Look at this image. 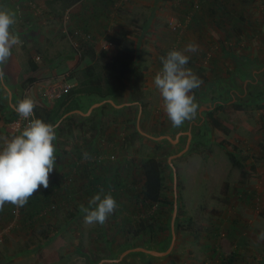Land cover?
<instances>
[{"label":"rangeland","instance_id":"374dc122","mask_svg":"<svg viewBox=\"0 0 264 264\" xmlns=\"http://www.w3.org/2000/svg\"><path fill=\"white\" fill-rule=\"evenodd\" d=\"M17 1L25 16L33 20L31 27L27 26L31 38L35 35L38 39L47 37L53 30H56V36L67 37L61 49L54 48V41L47 37L51 47H47L46 54L42 53L45 62L42 61L40 69L51 70L56 79L50 82L65 81L76 87L79 80L74 78L82 79L81 72L87 66L95 64L98 72L101 71V66L115 52V47L105 40L107 35L123 37L126 45L137 50L138 68L145 74L142 87L145 108L130 99V90L117 95L120 98L118 104H124L121 107H115L116 96L101 102L95 111H101L102 115L95 112L92 121L84 120L83 130L74 137L59 139L56 131L57 159L75 160L78 149H84L81 153L87 156L88 147L96 142L102 150L115 152L112 155L116 158L110 162L107 175L118 173L125 178L124 159L140 163L151 157L157 158L165 165L168 196L177 195L175 188L181 179L183 206L181 210L178 206L176 215L174 208L167 219L162 218L157 225L158 236L151 242L149 234L135 237L128 229L130 226L126 229L127 235H122L119 210L121 201L127 203L124 195L116 199L117 209L104 224H88L83 209L90 207L89 202L94 196L84 193L87 187L79 178L74 185L70 184L74 190L63 181L62 190L67 191L70 201L58 212H50L43 222H36L30 229H20L18 218L12 223L15 228L0 230V264H100L102 261H113L103 264H264V107L261 108L264 104V30L260 29L257 37L245 41L232 55L227 52L233 42L226 39L229 25L243 12V6L247 3L254 8L251 12L246 9L243 15L253 21L254 17L258 19L263 15L264 0H233L231 4L227 1L233 16L226 18L224 28L221 26L222 3L217 5L213 0L208 5L216 13L212 15L210 10H203L205 15L191 22L182 13L189 5L186 0H116V4L109 0H81L73 9L81 12L80 20L84 26L76 28L77 20L66 18L59 7L54 9L56 15L58 12L60 15L54 23L56 29L52 28L53 19L48 15L50 7H46L48 1L53 0ZM42 4H45L43 8ZM246 30L239 31L242 37ZM84 34L91 35V39L85 41ZM82 42L95 46L97 57L94 62L85 57L78 64L84 48ZM189 43L197 45L198 51L188 53L190 61L186 67L206 81L192 93L198 105L195 117L174 127L167 118L154 78L162 68L161 57L174 49L183 50ZM34 46L38 50L45 48L40 41H35ZM26 51L20 45L15 47L14 63L8 64L6 70L12 81L22 82V93L34 85L30 80L35 73L44 75L39 70L32 77ZM71 54L74 59H67ZM49 78L52 77L44 76L42 80ZM44 83L38 88L48 85ZM42 100L43 107L46 103ZM87 105L84 112L90 109L91 104ZM236 105L242 106L243 112H239ZM219 107L222 111H216ZM210 112L214 119L235 125L224 145H220L219 137L212 131ZM97 122L108 130L106 133L114 132L110 142L101 131L96 136L92 130ZM6 130L8 133L9 128ZM135 132L140 145L125 152L121 144L127 135ZM231 154H235L241 167L232 165ZM61 166L64 165L56 162L50 175L57 174V167ZM137 179L140 185V176ZM162 223L165 232L159 231ZM17 227L19 229L14 232L12 228L16 230ZM163 238H167L166 242L158 244ZM139 248L163 253L170 251L158 261L153 255L146 254L145 257L141 251H135ZM235 252L238 256L233 260L231 256Z\"/></svg>","mask_w":264,"mask_h":264},{"label":"trees","instance_id":"16d2710c","mask_svg":"<svg viewBox=\"0 0 264 264\" xmlns=\"http://www.w3.org/2000/svg\"><path fill=\"white\" fill-rule=\"evenodd\" d=\"M80 1L81 0H68V6L76 5ZM186 1L189 5L187 6V10H184L182 13L186 19L189 17L190 22L192 19L196 20L200 15H205L203 10H206L207 12L210 10L212 15L216 13L213 12L210 8L211 6L209 7L208 5L210 0ZM213 1L217 5L222 3L221 10L223 11V17L221 19V26L223 27V22L226 21V18L233 16V13L227 6V1L231 4L230 1L233 0H225L226 2L224 0L222 2L220 0ZM109 2L116 4V0H109ZM243 7V12H240L239 16L229 25L230 31L227 33L226 39L228 42L233 43L229 44L230 47L227 55L236 53L241 49L245 41H250L251 38H255V36L257 37L261 33L259 31L260 29L264 30V10L262 12L263 15L258 19L254 17L253 21H248L243 15L246 9L251 12L254 8L251 9V6L247 3ZM245 23H247L248 26L242 27L241 24ZM249 27H251L252 30H246ZM241 29L246 30V32L244 31V37L239 33ZM85 31L89 32L87 28H85ZM105 40L115 47V52L111 59L101 66V71L98 72L99 68L95 66V64L87 66L81 72L83 76L82 79L74 78L79 80L76 87L58 99L54 104H49L44 101L46 104L42 108L35 107L34 109L35 118L42 119L55 127L57 126L59 139L60 137H74L79 131L83 130L84 123H77L71 114L75 111L86 110L88 107L87 104L92 105L107 101L110 97H113L120 92L130 90V99L133 102L143 108L147 106L142 98V87L145 74L138 68L139 58L137 50L131 45H126V39L123 37L119 38L107 35ZM82 45L84 47L82 49L83 53L81 58H78V64L80 65V62H82L85 57L90 58L94 62L97 57L94 50L95 46L88 42H82ZM77 50L80 51L79 48H77ZM260 58L263 59L262 56H260ZM30 63L32 72L40 70L31 59ZM201 79L202 83L206 81V78ZM30 82L31 84H34L36 83V79L32 78ZM262 102L264 103V100H262ZM235 107L239 112H243L242 106L236 105ZM263 107L264 104L261 108ZM222 109V107H219L216 111H222ZM213 116V112H210L209 118H211L212 131L219 137L220 145H224L227 143L226 137L230 136L231 132L235 129V125L231 122H222L216 118L214 119ZM93 117L89 119L92 121ZM16 119L17 117H15L13 121ZM92 130L96 133V136L97 132L101 131V134H105L104 137H107L109 142L114 133H106L108 130L106 128L104 129V127L102 128L99 122L93 125ZM137 134L138 133L135 132L125 137L121 144V148L125 152L132 147H139L140 142L136 139ZM112 154H115V152L102 150L99 146L96 150L88 147L87 156L86 154L83 155L78 149L75 160L72 159L71 161L67 160L65 157L59 161L55 155V163L59 162L64 166L63 169L57 167L58 173L52 175L53 177L51 176L49 180L51 184L49 185L48 190L41 186V188L38 189L22 207L7 204V206L0 211V229L2 231L7 229L18 218H20V220L19 222L17 220V222L20 225L21 223L24 224V229H30L33 228L36 222H43L44 218L48 217V215L42 216V212L46 208L55 206V209L51 212H58L62 205L64 206L70 201L67 191L65 192L62 190L64 188L63 181L67 182L68 187L74 190L72 186L78 182L76 179H83V177L81 178L80 176L83 175L82 173L87 172L83 170L89 169L94 171L89 172L86 175L92 177L91 179L88 178L90 184H87V191L89 190L91 196H95L98 193L105 195L110 194L115 200L123 195L125 196L127 203L121 201L119 210V214H122L121 223L124 230L122 231V235H127L126 229L130 226L128 229L134 233L135 237L142 238L149 234L150 238H152L150 241L152 242L153 238L158 236L157 225L162 222V218L163 220L167 219L170 211H173L175 208L176 197L179 204H177V206H179L180 210L182 209L183 194L180 189L182 187L181 179L179 178V190L177 187L175 189V191H178L177 195L174 197L168 196L166 194L168 188L166 185L165 165L162 160L154 157L141 161L140 163L136 160L124 159L125 178L118 173L115 175H107L106 172L110 170V162H113L112 160L116 158ZM230 158L233 166L241 167L242 164L237 160L235 154H231ZM62 160L65 162L62 163ZM139 176L141 178L139 180L141 182L140 185H138L137 179ZM72 183L73 185L71 186L70 184ZM91 189L94 190V192L91 191ZM181 227L182 225L179 223L178 229ZM159 231L165 232L163 223L161 227L159 226ZM14 232H16V230H14ZM166 239L167 238L159 239L157 243L160 245L164 244ZM122 247L123 246H121L120 250ZM238 248L240 249L241 247L238 246ZM141 254H145V257L147 256L144 252ZM237 256L238 253L235 252L232 254L231 259L236 260Z\"/></svg>","mask_w":264,"mask_h":264},{"label":"clouds","instance_id":"9594fccd","mask_svg":"<svg viewBox=\"0 0 264 264\" xmlns=\"http://www.w3.org/2000/svg\"><path fill=\"white\" fill-rule=\"evenodd\" d=\"M17 22L15 12L0 7V65L7 63L13 49L22 44L15 28ZM197 51L194 43L183 50L169 51L161 57L162 68L154 78L167 118L174 127H180L197 113L198 105L192 93L201 86L202 80L186 67L190 61L188 53ZM4 91L10 99L11 90ZM12 107L28 122L18 135L0 140V207L5 204L24 206L41 186L48 188L50 174L56 168L55 126L35 118L36 102L31 97H25ZM89 203L90 207L83 209L88 224H104L118 206L112 195L102 193L96 194Z\"/></svg>","mask_w":264,"mask_h":264},{"label":"crops","instance_id":"0c3cea01","mask_svg":"<svg viewBox=\"0 0 264 264\" xmlns=\"http://www.w3.org/2000/svg\"><path fill=\"white\" fill-rule=\"evenodd\" d=\"M57 1L60 2V3H58ZM63 1L64 0H53V1H48V4H46V7H50V11L51 12L49 11L48 15H49V17H51V19H53V21L50 20V21H52L51 23L53 24L52 28L56 29V27H54V23L56 24L58 22V20L60 19L59 12L56 15V12L54 10L56 8L58 9L59 7H61V9L63 10V11H61V13H63L66 16V18L69 17V19H70L72 17V18H74V20L75 19L77 20L76 28H80L79 26L83 27L84 26L83 23H82L83 21L80 20L81 12H78V11L76 12V10L73 9L74 7H76V5L79 6L80 2L77 3L76 5L68 6V0H65L64 2ZM58 4H60V5H58ZM44 6H45V4H42V8ZM51 6H52V8H51ZM0 7L6 8L7 10H10V11H13L17 15L18 22H17V25L15 26V28H16V31L20 34V37H21V40H22V44L20 46H22L23 49L25 47V51L28 48V50L26 51L27 52L26 53V55H27L26 59H27V62H28V67L31 65L30 59L39 68L42 66L41 64H42V61L45 60V57L41 56V55H42V53L43 54L47 53V47H51V41L52 40L54 41L53 45H52L54 48L61 49L63 47V42L65 41V39H67V37L65 35L64 36L63 35L56 36L57 35L56 34V30H53L52 32L48 33L47 37H49V38L51 37V41H49L46 36L45 37L41 36L39 39L35 38L36 35L33 36L32 38L29 36V29L27 28V26L29 25L31 27V23H33V20L30 19L29 17L25 16L24 10H22L23 8H22L21 5L18 4L17 0H0ZM28 13H30V11ZM68 36H69V33H68ZM36 37H38V35ZM35 41H38V42L40 41V43H44V47H45L44 50L35 49L34 48L35 47L34 46ZM39 45L42 47V44H39ZM39 53H41L40 56H38V57L34 56L35 54H39ZM67 59H74V54L73 55L71 54V57H68ZM12 63H14V54H12L10 60L7 63H5L4 65H0V68H1L0 69V73L3 74V78L0 79V140H2L4 138L9 139L10 134L7 133L6 128H7L9 123L13 122V119H15V117H18V114L13 110L12 105L17 103L18 101L22 100L23 97H24L25 91H28L27 95H28V97H31L32 99H34V101L36 102V107L42 108V105H41L42 102L41 101H43V100H42V98L40 97V95L38 93V89H39L38 87H39L40 84L43 85L44 82H47V83H44V84H50V83H52L50 81H53V80L56 79V78H53L54 76H52V73L50 72L51 71L50 69H48L46 72H44V71H42V69H43V67H42V69H40V71H42L44 73V75L41 77V76H39V73L37 75L35 73V77H34V72H32L33 76L32 75L31 76L34 77V79H36V83H34V85H31V86L27 87L24 90V92L22 93V91H23L21 89V87H22L21 83L22 82L21 81L14 82V81H12L13 79H11L8 76V74H6V70H7L8 64H12ZM44 76H48V77H52V78H49L48 81H43L42 78H44ZM4 89H10L11 90L12 96H11L10 99L6 98V93H5ZM120 93H122V92H120ZM120 93H118V94H120ZM117 95H115L116 98H117V100L115 101V102H117L115 107H121L124 104H118V100L120 101V98ZM115 102H112V103H115ZM99 105H102V103L100 102V103L92 104L90 106V109L87 110L86 112H84V111H75V112H73L71 114V116H73V118L75 119V121L77 123H83L84 120H87V119L91 118L93 115H95V112H96L95 110H97V109H95V107L96 106L99 107ZM126 105H130V104H126ZM96 113L97 114L100 113L99 114L100 116L102 115V112L99 111V110ZM100 116H98V117H100ZM55 128H56V131H57L58 130L57 126ZM99 146L100 145H98L96 142H93V143L90 144L89 148L96 150V148H98ZM82 150H84V149H81L80 151H82ZM61 169H63V166H61ZM83 171H87V172L86 173H82L83 175H81L80 177L81 178L83 177V179H79V181H82L81 183H85L86 187H87V184L90 183L88 181V178L91 179L92 177L91 176L88 177L86 175L89 172H94V171H91L89 169H85ZM52 175H54V174H52ZM50 178H51V175L49 177V180H50ZM50 184L51 183L49 182V185ZM46 189L48 190V188H46ZM87 189L88 188H86V191H84V193L86 192V195H90L89 194V190L87 191ZM91 191L94 192V190H92V189H91ZM6 206H7V204H5L3 207H0V211L3 208H5ZM11 225L9 226L10 228L11 227L15 228V226H13V225L11 226ZM24 227H25V225L21 223L20 229H22ZM14 228H12V230H15ZM17 229H19V227L16 228V231H17ZM160 253H163V252H160ZM153 257H154L153 259H159L158 261H160V259H163V257H165V256H161V257L153 256ZM111 262H113V261H111ZM114 262H119V260H114Z\"/></svg>","mask_w":264,"mask_h":264},{"label":"built area","instance_id":"2783aa9c","mask_svg":"<svg viewBox=\"0 0 264 264\" xmlns=\"http://www.w3.org/2000/svg\"><path fill=\"white\" fill-rule=\"evenodd\" d=\"M76 35H78L77 32H76ZM82 37L86 40L91 39L90 38L91 36L89 34H84ZM74 87H75V85H72L68 82L57 81V82H52V83L48 84L47 86L46 85L41 86L39 89V94L42 96V98L47 103L54 104L58 99H60L65 94H67ZM27 94H28V92H26V94L24 95V98L28 97ZM27 122H28L27 120L18 116L16 120L9 123L7 128H9L8 133L10 134V136L13 137L15 135H18L23 130V128L27 125ZM54 209H55V206L46 208L42 212V216L48 215Z\"/></svg>","mask_w":264,"mask_h":264},{"label":"water","instance_id":"95a60500","mask_svg":"<svg viewBox=\"0 0 264 264\" xmlns=\"http://www.w3.org/2000/svg\"><path fill=\"white\" fill-rule=\"evenodd\" d=\"M176 184H177V180H176ZM175 189H176V188H175ZM176 194H177V193H176ZM177 204H178V201H177V197H176L175 215H176V211H177V208H178ZM174 239H175V237H174ZM135 251H141V252H144V253H146V254H150V255H153V256H159V257H161V256H166L170 250H169L168 252H166V253H160V252H155V251H149V250L141 249V248L136 249ZM104 262H111V261H102L100 264H103Z\"/></svg>","mask_w":264,"mask_h":264}]
</instances>
